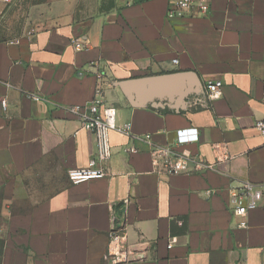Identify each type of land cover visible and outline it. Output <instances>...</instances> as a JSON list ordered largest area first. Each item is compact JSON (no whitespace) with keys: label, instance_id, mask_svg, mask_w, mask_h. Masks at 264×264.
<instances>
[{"label":"crops","instance_id":"crops-1","mask_svg":"<svg viewBox=\"0 0 264 264\" xmlns=\"http://www.w3.org/2000/svg\"><path fill=\"white\" fill-rule=\"evenodd\" d=\"M1 41L0 264H110L112 208L120 214L127 198V236L144 259L128 264H264V197L247 229L230 204L243 183L264 187L256 129L264 119V0H212L208 16L178 19L167 0H55L32 6L27 31ZM91 63L105 73L104 101L117 124L131 129L111 134L106 178L72 185L68 171L97 151L95 135L70 112L96 100L94 75L78 76ZM172 74L194 90L184 105L133 106L120 86ZM217 80L223 96L209 101L205 85ZM190 128L199 142L179 145L178 131ZM146 140L213 164L214 146L225 144L231 160L215 171L156 175ZM131 146L138 152L127 153Z\"/></svg>","mask_w":264,"mask_h":264},{"label":"built area","instance_id":"built-area-1","mask_svg":"<svg viewBox=\"0 0 264 264\" xmlns=\"http://www.w3.org/2000/svg\"><path fill=\"white\" fill-rule=\"evenodd\" d=\"M16 0H0V11L12 5ZM168 16L170 19L205 17L211 12L212 0H167ZM0 38V44H1ZM10 45L19 44V41L10 42ZM75 50L80 52L88 49V46L73 42ZM175 65L179 64L176 59ZM89 71L81 70L78 73L80 78L87 73L94 75L97 80L95 89L96 100L85 108V113L80 112V107H72L71 114L78 116L81 120L82 129L95 135L97 151L95 158L91 159L86 167L71 169L68 171V180L72 185H80L92 180H101L110 173V161L112 159L111 134L118 132L129 135L131 124L119 126L117 124V111L104 101L105 73L96 63H91ZM224 83L221 80L210 81L205 85L206 97L209 101H216L223 96ZM28 100L40 102L43 98L37 94L25 93ZM4 111L8 110L7 100L1 102ZM256 129L264 142V119L256 122ZM178 144L190 145L199 142L197 129H185L178 131ZM150 144L149 154L151 156L153 172L156 175L173 177L182 173L191 175L199 171H215L217 165L228 163L231 160L225 144L214 146L216 163L204 161L195 162L192 156H185L173 147ZM129 154H135L138 149L131 146L126 149ZM264 197V187H257L250 182L243 183L230 192V204L233 207V216L239 219L238 228L247 229L249 227L248 216L255 211ZM132 201L130 198L120 202L121 212L116 214L112 208L111 229L108 235L107 252L104 260L110 264H128L143 261L141 245L130 243L127 236V217Z\"/></svg>","mask_w":264,"mask_h":264},{"label":"water","instance_id":"water-1","mask_svg":"<svg viewBox=\"0 0 264 264\" xmlns=\"http://www.w3.org/2000/svg\"><path fill=\"white\" fill-rule=\"evenodd\" d=\"M183 74L150 77L120 84L130 96L133 106L152 104L155 108L163 107L164 99L185 100L194 92Z\"/></svg>","mask_w":264,"mask_h":264},{"label":"rangeland","instance_id":"rangeland-1","mask_svg":"<svg viewBox=\"0 0 264 264\" xmlns=\"http://www.w3.org/2000/svg\"><path fill=\"white\" fill-rule=\"evenodd\" d=\"M55 0H16L0 11V38L11 39L23 35L29 27V13L32 6Z\"/></svg>","mask_w":264,"mask_h":264},{"label":"trees","instance_id":"trees-1","mask_svg":"<svg viewBox=\"0 0 264 264\" xmlns=\"http://www.w3.org/2000/svg\"><path fill=\"white\" fill-rule=\"evenodd\" d=\"M1 255H2V248H1V246H0V258H1Z\"/></svg>","mask_w":264,"mask_h":264}]
</instances>
